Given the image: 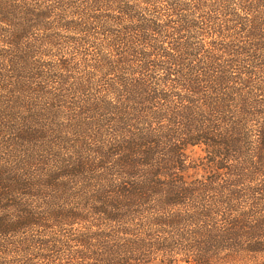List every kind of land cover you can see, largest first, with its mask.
<instances>
[{
	"label": "trees",
	"instance_id": "16d2710c",
	"mask_svg": "<svg viewBox=\"0 0 264 264\" xmlns=\"http://www.w3.org/2000/svg\"><path fill=\"white\" fill-rule=\"evenodd\" d=\"M0 264H264V0H0Z\"/></svg>",
	"mask_w": 264,
	"mask_h": 264
}]
</instances>
